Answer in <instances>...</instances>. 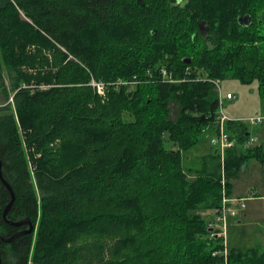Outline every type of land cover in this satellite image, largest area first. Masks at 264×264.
I'll use <instances>...</instances> for the list:
<instances>
[{
    "label": "trees",
    "instance_id": "16d2710c",
    "mask_svg": "<svg viewBox=\"0 0 264 264\" xmlns=\"http://www.w3.org/2000/svg\"><path fill=\"white\" fill-rule=\"evenodd\" d=\"M227 79L257 82L264 100V0H0L6 219L34 225L0 240L1 264H264L260 245L225 256L202 215L222 206L221 172L229 197L250 160L264 163L238 147L244 124L226 126L223 167L214 152L184 165L215 132ZM10 200L0 180L5 238L24 229L3 219Z\"/></svg>",
    "mask_w": 264,
    "mask_h": 264
},
{
    "label": "rangeland",
    "instance_id": "374dc122",
    "mask_svg": "<svg viewBox=\"0 0 264 264\" xmlns=\"http://www.w3.org/2000/svg\"><path fill=\"white\" fill-rule=\"evenodd\" d=\"M257 87V82H253L245 86L231 79L219 82L218 87H215L217 94H219L218 89H220V94L223 97L222 108L224 113L227 111L228 113L239 116L240 119L238 122L243 123L244 126L246 125V130L249 129L251 138H248V140L242 146L238 145V147H241V149L252 148L253 144H255L253 142V139L255 137L260 140V144L264 145V121L262 122L261 126H258L251 125L248 122L242 120L244 118L249 117L256 118L264 116V100H260L261 98L258 96ZM227 93H231L232 96H234L233 101L225 100V95ZM8 102H11V99H9ZM5 104L6 103L4 95L0 91V106L2 107ZM177 111L178 109L176 107H173V112L171 115L173 119L176 117ZM213 135L214 132L209 133L208 136L206 135L207 137L205 136L201 139L197 147L185 153V155L183 156L185 167H193L194 169L199 168L202 166L204 159H206L205 157H210L211 153H213L212 146L210 145V137ZM166 147H170V144H166ZM224 158L225 157L219 156L220 165L221 161ZM221 167H223V165H221ZM244 179L245 176H242L241 182H244ZM257 179L258 178H254L252 180L254 185H256ZM260 180L261 177H259V181ZM232 181L229 182L231 183V188L233 183ZM224 183L228 193L229 189L226 179ZM261 194H263L261 196L263 197L264 192ZM229 197L235 199L236 202L231 205L232 212H234V214L230 213L226 217L225 221L221 223V225L224 226V229H222V232L219 236L223 237L225 249L228 250L227 248H237L238 250H246L250 247H255L253 245L257 242L256 239H258L261 235L264 234V200L247 201V199L245 200L235 198L231 196V190ZM241 205H244V208H241ZM247 210L250 213L247 214V218H245L243 216V212L246 211L247 213ZM202 215L205 219L208 220L213 215V211L203 212ZM212 221L215 222V219H213ZM260 250L263 251L264 246L260 245Z\"/></svg>",
    "mask_w": 264,
    "mask_h": 264
},
{
    "label": "built area",
    "instance_id": "2783aa9c",
    "mask_svg": "<svg viewBox=\"0 0 264 264\" xmlns=\"http://www.w3.org/2000/svg\"><path fill=\"white\" fill-rule=\"evenodd\" d=\"M91 86L95 89V91L97 92L98 95H102L103 93V85L99 82H92ZM215 86L216 88L218 87V82H215ZM218 99H219V108H218V115L216 118V125H215V132L214 135L210 137V145L212 146L213 149H215L217 151V154L219 156L224 157L223 155H225L226 151L228 149L233 148L236 144L235 141L230 139L229 134L226 130V126L228 123L230 122H235V121H239V119H232L231 117H229L228 115H225L224 111H223V97L220 94V89H218ZM234 96H232L231 93H227L225 95V100H233ZM245 122H248L251 125H259L264 121V116L263 117H249V118H244L242 119ZM224 159L221 161V163H223ZM221 192H222V206L221 208L218 210V212H216L215 215V224L217 226V224L221 226V229H224V226L221 225V223H223L226 219V217L232 213L234 214V212H232V207L231 205L234 204L236 201L235 199H232L231 197L227 196V190H226V186H225V179L224 176L221 172ZM241 208H244V205H241ZM220 234H211V238L213 237H218ZM224 254L226 256L227 251L225 249Z\"/></svg>",
    "mask_w": 264,
    "mask_h": 264
},
{
    "label": "crops",
    "instance_id": "0c3cea01",
    "mask_svg": "<svg viewBox=\"0 0 264 264\" xmlns=\"http://www.w3.org/2000/svg\"><path fill=\"white\" fill-rule=\"evenodd\" d=\"M228 101H233V100H228ZM225 113L226 115H229V117H231L232 119H240L239 116L228 113L227 111ZM261 125L262 123L259 124L258 126H261ZM247 133L250 139L251 135H250L249 129L247 130ZM253 140H254L253 142L255 143L253 144V147H259V149L263 152L262 154H264V145L260 144L259 142L260 140H258L256 137ZM213 152L215 153V149H213ZM242 176H245L244 182H241ZM259 177H261L260 181H259ZM254 178H258L256 185H254V183L252 182ZM232 182L233 183H232V188H231V196L235 198L245 199V200L247 199V201L264 200V196L261 197L263 195L261 193L264 192V163L262 164L257 160H250L247 163L244 170L242 171V173L239 175V177L233 180ZM249 213L250 212L248 210H247V213L246 211H244L243 216L247 218V214ZM214 215L215 214L213 212V215L208 219L209 222L213 220ZM263 239H264V234L261 235L258 239H256L257 242L253 246H256L258 244L264 246Z\"/></svg>",
    "mask_w": 264,
    "mask_h": 264
},
{
    "label": "water",
    "instance_id": "95a60500",
    "mask_svg": "<svg viewBox=\"0 0 264 264\" xmlns=\"http://www.w3.org/2000/svg\"><path fill=\"white\" fill-rule=\"evenodd\" d=\"M238 23L240 25H246V24H249L250 23V19L248 16H245L243 18H240L238 20ZM190 59H185L183 60L184 63L188 64L190 63ZM215 154H217V151L215 150ZM1 163H0V180L2 181L3 185L6 187V189L8 190L9 194H10V202L7 206H5V209H4V212H3V219L4 221L11 225V226H14V227H17V228H20V227H24V229H21L19 231H17L16 233H14L12 236L8 237V238H5L3 237L1 234H0V240L5 242V243H11L13 242L14 240H16L18 237L22 236V235H26V234H30L32 232H34V225L28 220V219H21L17 222H11V221H8L6 219V215H7V212L9 211V208L11 207L13 201H14V193L12 191V189L10 188V186L5 182V179L2 178L1 176ZM0 264H1V260H0Z\"/></svg>",
    "mask_w": 264,
    "mask_h": 264
}]
</instances>
